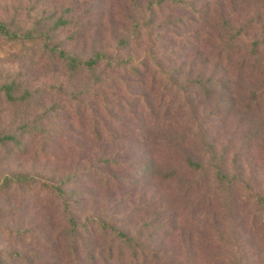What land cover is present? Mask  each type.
<instances>
[{
	"label": "rangeland",
	"instance_id": "374dc122",
	"mask_svg": "<svg viewBox=\"0 0 264 264\" xmlns=\"http://www.w3.org/2000/svg\"><path fill=\"white\" fill-rule=\"evenodd\" d=\"M69 1L0 0V19H22L43 6H65L70 5ZM254 6L257 3L248 10L245 4L237 8L232 21L245 23L254 16ZM75 7L86 16L81 23L82 39L76 41L75 49L88 54L92 47L102 48L108 55L123 56L124 50L117 45L120 37L130 32L134 9L130 3L80 0ZM170 9L168 23L181 14L175 5ZM150 30L153 43L144 36L143 41L129 47V54L144 58L148 73L154 70L153 78L148 73L138 80L128 75H109L119 80L96 85L87 97L80 98L78 108L68 96L60 94L58 101L66 105V111L51 123L43 152L40 153V139L26 140L25 149L0 159V176L12 171L40 173L45 179L61 183L66 190L84 192L70 203L77 221L105 219L129 230L145 248V264H264V221L254 216V203L245 193L246 187L252 194L264 197V98L259 91L262 87L242 85L246 93L259 92L262 104L257 118L242 115L237 109L216 112L212 108L214 103L203 104L194 116L178 111L164 117L166 102L172 97L161 89V70L180 60L191 61L194 49L207 54L211 49L204 41L196 43L190 36L192 28L187 26ZM66 36L67 32H62L58 40L70 48ZM150 48L155 59L146 55ZM196 63L201 73L212 74L208 73L211 66H204L201 60ZM29 78L37 86L61 85L68 94L82 87L48 62L30 66ZM176 101L173 97L171 110ZM158 106L154 122L150 112ZM212 111L215 114L209 116ZM0 119L8 123L9 111L4 110ZM259 119L263 122L261 127ZM255 128L260 134H255L254 139L250 134ZM181 135L195 138L194 143L177 148ZM202 137L215 142L217 153L225 154L227 173L234 175L236 183L245 189L235 191L231 210L225 207L221 193H214L210 176H205L198 186L195 180L200 181V175L187 171V154L206 162ZM147 162H154L159 169L153 173L138 169ZM171 168L183 171L184 183L175 177L162 179L158 175ZM0 206L6 226L13 228L12 237H0V246L20 254L24 262L11 264H88L81 250L75 261L62 250L65 241L57 232L67 225L64 211L61 204H50L44 192L0 196ZM259 208L264 211L263 206ZM96 264L115 263L100 259Z\"/></svg>",
	"mask_w": 264,
	"mask_h": 264
},
{
	"label": "trees",
	"instance_id": "16d2710c",
	"mask_svg": "<svg viewBox=\"0 0 264 264\" xmlns=\"http://www.w3.org/2000/svg\"><path fill=\"white\" fill-rule=\"evenodd\" d=\"M79 1L70 0V5L65 6L49 4L39 11L29 12L22 19H0V114L8 110L10 115L8 123H2L0 119V159L18 154L25 149V141L33 138L40 139V153L43 152L51 123L59 120L61 113L66 111V105L58 101L60 94L68 96V100L78 108L82 102L80 98L87 97L96 85L106 82L114 84L119 80L109 75H128L136 80L145 77L148 71L144 58L131 56L129 47L137 44L138 40L143 41L144 36L143 39L153 43L150 29L157 27L175 30L180 26L190 27V36L196 43L204 41L211 49L208 54L205 50L200 52L194 49L191 61L180 60L176 65L168 64L161 70L159 75L164 78L161 89L171 93L172 97L166 102L164 117L178 111L194 116L203 104L208 103H214L212 108L219 113L237 109L242 111V115L250 117L257 118L261 114L262 99L259 98V92L249 90L246 93L242 85L262 87L259 91L264 98V0H249L247 3L245 0H123L134 8L130 32H125L118 40L117 47L124 50L123 56L108 55L102 48L92 47L88 54L75 49L76 41L82 39L81 23L86 17L75 7ZM253 3H257L253 17L243 24L232 21L231 16L237 13V8L245 4L248 10ZM173 5L180 8L181 14L168 23L170 7ZM62 32H67L70 48H65L63 41L58 40ZM152 52L150 48L146 55L155 59ZM198 60L204 66H211L208 72L212 71L211 75L206 76L196 68ZM39 62L54 65L70 81L73 80L76 85L80 83L82 87L68 94L61 85L33 84L29 78V67ZM154 64L160 67L156 60ZM148 75L153 78L154 70ZM173 97L177 101L171 110ZM158 109L159 106L152 107L149 111L154 122ZM214 114L213 111L208 113L209 116ZM262 123L259 119L260 127ZM257 131L255 128L250 137L254 135L255 139V134H260ZM206 139L202 137L201 142V149L207 155L206 162L185 155L188 173L200 175V181L195 180V183L199 186L205 176H210L214 182V193H221L225 207L229 210L233 207L235 191L246 189L247 198L254 203V216L264 221V211L259 208L264 207V197L240 187L236 183L237 178L227 173L225 154L217 153L215 142ZM194 141L195 138L181 135L176 147L183 148ZM138 169L153 173L159 168L154 162H147ZM158 175L162 179L175 177L180 183L186 180L183 171L177 168L164 169ZM40 192L45 193L50 204L62 205L67 225L57 232V236L65 241L62 250L71 260L75 261L81 250L88 264H96L100 259L111 260L115 264H145V248L129 234V230L108 223L105 219L77 221L70 211V203L84 192L66 190L61 183L45 179L40 173L34 175L31 172L12 171L0 176L2 198ZM2 209L0 206V237H12L13 228L6 226ZM217 230L223 239L224 235L218 226ZM21 259L20 254L5 251L0 246V264L24 263Z\"/></svg>",
	"mask_w": 264,
	"mask_h": 264
}]
</instances>
